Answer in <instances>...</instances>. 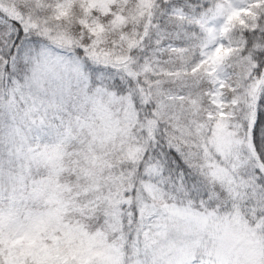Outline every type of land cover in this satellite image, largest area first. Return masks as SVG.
<instances>
[{
    "label": "snow or ice",
    "instance_id": "6c2138e0",
    "mask_svg": "<svg viewBox=\"0 0 264 264\" xmlns=\"http://www.w3.org/2000/svg\"><path fill=\"white\" fill-rule=\"evenodd\" d=\"M0 264H264V0H0Z\"/></svg>",
    "mask_w": 264,
    "mask_h": 264
}]
</instances>
